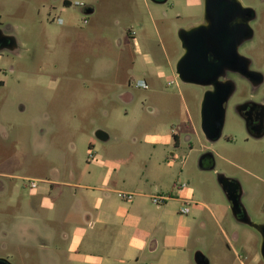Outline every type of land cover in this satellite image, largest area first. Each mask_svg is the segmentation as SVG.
I'll list each match as a JSON object with an SVG mask.
<instances>
[{
	"label": "rangeland",
	"instance_id": "obj_1",
	"mask_svg": "<svg viewBox=\"0 0 264 264\" xmlns=\"http://www.w3.org/2000/svg\"><path fill=\"white\" fill-rule=\"evenodd\" d=\"M76 2L94 12L87 14ZM240 2L258 12L256 34L241 51L264 73V0ZM201 14L196 0L159 5L150 0H0V27L17 40L14 51H0V173L12 175L9 190L0 194V219H37L44 233L52 231L48 226L56 230L55 241L64 250L60 264H86L72 253L71 239L84 236L82 254L102 252L87 248L97 230L87 213L94 214V199L105 195L88 187L130 191L139 183L151 195L144 207L154 235L179 233V218L191 220L185 229L187 250L169 254V264H196V250L209 264H264L259 234L234 223L217 181L219 173L237 179L252 220L264 221V139L245 141L243 124L231 110L218 142L194 136L191 149L183 137L189 121L199 129L203 91L181 82L175 72L182 54L177 33ZM132 32L141 53L134 52ZM139 80L147 88L137 86ZM238 85L230 105L246 86ZM126 90L132 93L127 103L119 98ZM97 129L109 139H97ZM173 134L180 135L178 143ZM203 144L215 154L213 170L199 166ZM28 179L37 180V186L25 188ZM177 185L189 193L176 192ZM160 194L194 202L182 215V204L170 201L167 206L174 204L175 211L170 222L158 209L165 204L152 199ZM110 196L116 203L131 202L119 193ZM143 254L132 263L157 264V253ZM24 259L39 264L37 254Z\"/></svg>",
	"mask_w": 264,
	"mask_h": 264
},
{
	"label": "flooded vegetation",
	"instance_id": "obj_2",
	"mask_svg": "<svg viewBox=\"0 0 264 264\" xmlns=\"http://www.w3.org/2000/svg\"><path fill=\"white\" fill-rule=\"evenodd\" d=\"M241 4L244 8L242 14L239 16L242 26L237 29L234 37L235 40L231 38L232 32L228 31L227 38L218 43L217 91L218 96L224 94L223 107L225 109V118L227 112L231 110L243 124L244 140L260 142V140L264 139V73L260 69L253 68L252 58L246 52L241 51L256 34L254 22L257 20L258 12L254 6L243 4L242 2ZM223 7L230 9V6H221V9ZM223 15L219 14L218 17H225L226 19L232 16L228 15V13ZM224 22L228 23L229 20L227 19ZM10 35L11 32L8 29L0 31V51L8 50L11 44ZM236 42L237 49L235 51L234 44ZM238 82H242L246 86H243L244 89L239 93L238 98L240 100L230 105V100L237 93ZM247 87L251 91L245 92L244 90ZM201 89L203 91L202 101L204 93L212 91L214 88L213 86H201ZM200 123L201 119H199V129L194 123L192 125L187 123L184 128L183 137L184 140L191 143V149L193 148L191 139L194 136L199 139L202 136L203 140L211 144L223 139L222 130V135L218 141L212 142L207 140L202 133ZM180 139L179 134L174 135L176 143ZM224 139L230 144L233 143V139L228 136ZM198 162L199 166L204 170H213L215 168V154L209 146L203 144L202 148L199 149ZM219 175L225 187L230 189V191H227V194H224L227 198V205L232 220L235 224L246 225L243 223L244 219L247 216L251 219L252 217L244 204L245 192L242 184L237 179L228 177L223 173H219ZM11 177V174L0 173V190L4 187L6 188L5 191L9 190L7 180ZM11 216V218L0 219V264H25L24 258L29 259L32 254H37L39 264H46L48 260L53 263L54 257L51 252H55L58 248L47 247L46 240L39 233L36 224L37 219L31 217L15 219L13 215ZM3 226H7V229L3 228ZM259 238L260 248V234Z\"/></svg>",
	"mask_w": 264,
	"mask_h": 264
},
{
	"label": "crops",
	"instance_id": "obj_3",
	"mask_svg": "<svg viewBox=\"0 0 264 264\" xmlns=\"http://www.w3.org/2000/svg\"><path fill=\"white\" fill-rule=\"evenodd\" d=\"M159 5V4H157ZM196 5H200L203 14V1L196 0ZM93 9V8H90ZM94 10V9H93ZM201 14V19H202ZM201 19L198 21L200 22ZM190 23L183 27H189L191 25L197 24ZM132 40L134 41V52L141 53L142 49L140 44L136 40L134 33H131ZM145 55L147 61H152V56L150 53H142ZM144 81V80H143ZM189 124H193L192 121H189ZM174 135L173 137L174 141ZM155 138V137H154ZM153 138V140H155ZM165 144L168 143L166 139ZM174 143H176L174 141ZM174 161V158H171ZM35 180V179H34ZM47 182L52 183L53 180H48ZM139 183L133 186V189L130 191H121L115 189L110 185H97L94 187H88L91 190L105 192L103 197H96L94 199L95 213H87V219L89 224H95L97 230L92 234L87 241V248H102V252L95 254H82L79 252L80 248H83L84 236L82 234H76L72 236L70 248L72 253H76L77 258H81L82 261L86 264H133L132 262H137L138 259L143 256L144 252L147 251L149 254L157 253V264H169L167 256L169 254H174L176 251H181L182 253L187 250V245L189 242V235L185 229H187L191 220L189 218L180 217L178 228L183 229L179 233H174L170 235L163 236L160 239L152 231L151 219L147 216V209L144 207L145 200L151 197L150 194L144 193L139 189ZM25 188L27 185H24ZM5 187L0 190V194L5 192ZM180 189L177 185L175 191H180L181 194L189 193L188 189ZM134 193L131 202H121L116 203L115 200L110 196V193ZM163 196L166 199L157 204H165L163 207H159L161 210V215L168 221L172 222L175 211L172 209V205L167 206L170 201L181 203L183 206V199L190 197H173L172 195H159ZM191 199V198H190ZM193 200V199H191ZM194 202V200H193ZM186 215V214H182ZM29 217V216H28ZM15 219H20V217H14ZM22 218V217H21ZM33 218V217H31ZM37 224V223H36ZM93 226V225H91ZM52 231L44 233L38 227L39 233L46 240V245L48 248H58L55 252H51L54 257V262L51 263L49 260L46 264H60V255L64 253L58 243L55 241L56 230L48 226ZM7 229V226H3ZM67 238V236L65 237ZM161 249V252L159 253ZM159 253V254H158ZM59 254V255H58Z\"/></svg>",
	"mask_w": 264,
	"mask_h": 264
},
{
	"label": "water",
	"instance_id": "obj_4",
	"mask_svg": "<svg viewBox=\"0 0 264 264\" xmlns=\"http://www.w3.org/2000/svg\"><path fill=\"white\" fill-rule=\"evenodd\" d=\"M155 4H164L168 0H150ZM203 14L202 19L197 24L189 27H182L178 31V38L182 47V54L175 64V72L183 83L194 84L198 86H213L212 91L204 93L200 106V128L207 140L215 142L222 135L224 127L225 109L223 107L224 94L218 96L217 91V70H218V43L227 38V32H232V40H235L237 29L242 25L239 16L243 12L240 0H202ZM221 6H230V9ZM94 12L93 9H87L86 13ZM228 13L230 18L218 17L219 14ZM225 16V15H223ZM229 20L228 23L224 21ZM240 24V25H239ZM4 28L0 27V31ZM11 44L8 50L14 51L17 47L15 36H9ZM235 51L237 42L234 44ZM123 102L132 100L131 92H123L119 95ZM96 138L101 141H107L109 134L97 129L94 132ZM217 174V181L225 194L230 189L226 188L223 181ZM223 178V177H222ZM244 224L255 229L261 236L259 254L264 261V223L253 221L247 216ZM196 264H209L208 259L201 250H196L193 255Z\"/></svg>",
	"mask_w": 264,
	"mask_h": 264
},
{
	"label": "built area",
	"instance_id": "obj_5",
	"mask_svg": "<svg viewBox=\"0 0 264 264\" xmlns=\"http://www.w3.org/2000/svg\"><path fill=\"white\" fill-rule=\"evenodd\" d=\"M75 5L84 7V10L85 11L87 10L86 7H85V5L83 3L76 2ZM84 22H87V20L84 19ZM136 85L137 86H142L144 88H147V84L143 80L137 81V84ZM27 186L30 187V188L36 187L37 186V180L28 179ZM184 187H185L184 185H179V188L180 189H182ZM133 195H134V193H126V192H121L120 193L121 198L124 199V200H126V201L132 200ZM152 199H153V201H154L155 204H159V203L163 202L166 198L163 197V196H159V197L152 196ZM191 203H193V200H191L190 198H184L183 199V206L180 208V213L187 214L189 212V205Z\"/></svg>",
	"mask_w": 264,
	"mask_h": 264
}]
</instances>
